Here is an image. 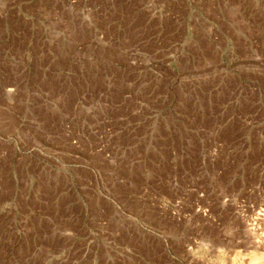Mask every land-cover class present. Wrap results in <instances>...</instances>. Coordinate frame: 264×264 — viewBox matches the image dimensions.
I'll return each instance as SVG.
<instances>
[{
	"label": "rangeland",
	"instance_id": "1",
	"mask_svg": "<svg viewBox=\"0 0 264 264\" xmlns=\"http://www.w3.org/2000/svg\"><path fill=\"white\" fill-rule=\"evenodd\" d=\"M0 264H264V0H0Z\"/></svg>",
	"mask_w": 264,
	"mask_h": 264
},
{
	"label": "bare ground",
	"instance_id": "2",
	"mask_svg": "<svg viewBox=\"0 0 264 264\" xmlns=\"http://www.w3.org/2000/svg\"><path fill=\"white\" fill-rule=\"evenodd\" d=\"M262 220L260 217L258 218V221Z\"/></svg>",
	"mask_w": 264,
	"mask_h": 264
}]
</instances>
